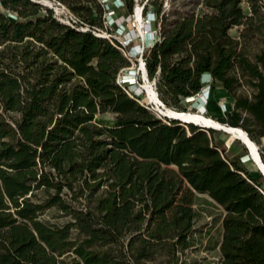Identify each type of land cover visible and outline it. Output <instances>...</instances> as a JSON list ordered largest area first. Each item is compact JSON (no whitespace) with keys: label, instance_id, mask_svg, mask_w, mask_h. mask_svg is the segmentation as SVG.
<instances>
[{"label":"trees","instance_id":"1","mask_svg":"<svg viewBox=\"0 0 264 264\" xmlns=\"http://www.w3.org/2000/svg\"><path fill=\"white\" fill-rule=\"evenodd\" d=\"M58 1L75 15L72 25L39 1L0 0V264H149L167 248L184 264L193 203L205 193L223 209L219 264H264L260 175L226 153L216 129L158 117L140 88L117 81L131 61L117 40L96 33L100 0ZM123 2L130 11L133 0ZM260 3L201 0L198 13L166 28L162 0H147L157 35L142 53L165 106L187 111L208 73L233 99L216 121L256 144L264 138ZM234 25L239 38L229 35ZM249 33L262 42L253 58ZM245 83L248 93L239 90ZM106 111L111 124L94 121ZM49 207L69 218L43 221Z\"/></svg>","mask_w":264,"mask_h":264},{"label":"rangeland","instance_id":"2","mask_svg":"<svg viewBox=\"0 0 264 264\" xmlns=\"http://www.w3.org/2000/svg\"><path fill=\"white\" fill-rule=\"evenodd\" d=\"M38 1L48 7H51L53 13H56L64 22L73 23V21L76 20L75 15H73L71 11H67L66 9H64L58 3V1L36 0V2ZM100 1H103L102 3L105 8V12L103 13L104 26L102 29H96V32H99L102 35L104 34L109 38H114L115 40L123 44L125 54L130 58L131 64L126 67L125 70L127 72L125 70L120 72L119 77H121L125 73H128V71H133V74L130 75V81L134 83L132 89L136 90V87H140V90H138V92L142 93L144 101L149 102L150 100L147 91H145L141 86L143 84L144 86L146 84L151 85L153 81H146L145 83V77H143V70L140 60L141 53L147 49V44L142 39V30L140 29V26L147 20H151V18L149 19V14L152 13V7L147 6L146 8L145 3L147 0H133V7L130 11H128L124 5L123 0ZM157 1L159 2L161 0ZM162 2L163 11L167 12L168 17L166 28L170 27L173 22H175L183 15L198 13L199 10L203 8L201 5V0H162ZM260 5V14L262 15V21L264 22V0H262V3H260ZM137 6H140V19L135 16ZM242 6L243 9L247 11V5L243 3ZM107 7L109 9H112L110 10L111 12L107 9ZM144 8L146 9L144 10ZM106 15L107 17L105 18ZM150 24L153 30V36H156L157 31L152 25V20ZM240 29L241 26H232V28H230L228 31L229 35L239 38ZM245 42L249 56L253 58V54L258 53L262 47L260 35H251L249 33L248 37L245 39ZM134 45L139 46V51L136 53L130 50ZM209 84V95L206 99L205 104L203 103V107L197 106L198 102L196 96L189 98V100L186 101L185 106L187 108V112L193 113H200L204 110L205 107L204 115L216 121L218 115L225 114L227 112L233 99L228 91L223 88L220 81L217 80ZM126 86L129 90L128 84ZM239 90L244 93H248L249 91L246 83L240 86ZM150 105H152V103H150ZM113 115L114 114L111 111H106L102 114H96L94 117V121L99 124H111L113 121ZM161 117L164 116L161 115ZM181 123L186 125V123H183L182 121ZM214 139H216L218 142L220 141L223 144L228 155H237L239 161L247 171L256 176L260 175L262 186H264V176L262 175L261 171L258 170L253 160H247L243 162L241 161L240 156L248 152L246 144L241 139L233 137L221 128H216ZM256 145L258 146V154L260 155L264 163V146L262 145L261 141ZM36 193H38L37 198H41L43 195L40 191H37ZM193 204L195 209V216L194 223L191 228L190 245L189 247L179 252L181 258L184 260V264H219V243L222 238L221 215L223 213V209L218 204H216L207 193L198 194ZM40 217L47 223L61 225L69 218V215L65 214L62 210H58L54 207H49L44 210ZM71 236L77 239L81 237V234H79L78 230L72 228ZM173 262V256L168 253L167 248L158 249L153 259L149 261V264H173Z\"/></svg>","mask_w":264,"mask_h":264},{"label":"bare ground","instance_id":"3","mask_svg":"<svg viewBox=\"0 0 264 264\" xmlns=\"http://www.w3.org/2000/svg\"><path fill=\"white\" fill-rule=\"evenodd\" d=\"M136 17L138 19H140L141 17V13H140V6L136 7ZM144 76V73H143ZM145 83L146 81L149 82L150 80H144ZM143 87V89L145 91H147L148 97H149V102L152 103V106L155 107L154 105H157V107H160V99L158 97V95L155 93V89L152 87V85L150 84H146L144 86V84L141 86ZM138 89V87H136V90ZM201 98V99H200ZM199 100V101H198ZM203 100H204V96L203 95H197V106L198 107H203ZM154 104V105H153ZM161 111H162V116H167V117H177L182 121H186L189 120L191 122H194L196 124H200L201 126H212L215 127L217 129L219 128H225L226 130H228V133L238 137L239 139H241L247 146L249 149V154L251 155L249 157L250 160H253L254 164L256 165L257 168H259L260 170H262L264 172V163L260 157V155L258 154L257 151V146L256 143L248 138L246 132L239 127H229L228 125H225L223 123H220L219 121H215L212 118H208L204 115V113L200 112V113H193V112H187V111H178L175 110L173 108H169L167 106H163L160 107ZM201 109V108H200ZM224 126V127H222Z\"/></svg>","mask_w":264,"mask_h":264},{"label":"built area","instance_id":"4","mask_svg":"<svg viewBox=\"0 0 264 264\" xmlns=\"http://www.w3.org/2000/svg\"><path fill=\"white\" fill-rule=\"evenodd\" d=\"M34 1H36V0H34ZM56 1H58V0H56ZM103 2V1H102ZM58 3L64 8V9H66L67 11H68V8L64 5V4H62L61 2H59L58 1ZM107 9L110 11V10H112V9H109L108 7H107ZM105 12V11H104ZM111 12V11H110ZM55 15H57L56 13H54ZM57 17L59 18V20H61L62 22H64L58 15H57ZM107 17V15L105 16V18ZM109 17V16H108ZM151 18V20H152V13L151 14H149V19ZM151 20H147L146 22H144V23H142L141 24V26H140V29L142 30V33H141V36H142V39L144 40V42L147 44V48L150 46V44H151V42H152V40L155 38V36H153V30H152V28H151ZM65 23H67V22H65ZM67 24H69V25H72V23H67ZM82 28V27H81ZM82 29H84V28H82ZM156 29V28H155ZM157 31V30H156ZM98 35H101V36H103L101 33H99V32H96ZM106 36V35H105ZM130 40H132V39H130ZM120 43V48H121V50L123 51V53L125 54V51H124V48H123V44H121V42H119ZM132 52H134V53H136V52H138L139 51V46H137V45H134L131 49H130ZM144 52V51H143ZM142 52V53H143ZM142 53H141V65H142V72L144 73V68H143V64H144V61H143V59H142ZM126 55V54H125ZM127 56V55H126ZM128 57V56H127ZM129 58V57H128ZM130 59V58H129ZM128 67V66H127ZM145 67V66H144ZM126 69V67L125 68H123L121 71H123V70H125ZM120 71V72H121ZM126 71V70H125ZM146 71V70H145ZM127 72V71H126ZM131 74H133V71H128V73H125L124 75H122L121 77H119V75H120V73L117 75V81L121 84L122 82L123 83H126V84H128V86H129V91H133L134 93H137V92H135V90L134 89H132V87L134 86V83L133 82H131L130 81V79H131V77H130V75ZM203 75V81H204V84L202 85V87H201V89L199 90V92L198 93H196L194 96H196L197 97V95L199 94V95H203L204 96V104H205V102H206V99H207V97H208V95H209V75H208V73H203L202 74ZM144 77V76H143ZM138 88H140V87H138ZM142 101L146 104V101H144L143 100V98H142ZM203 111H205V107H204V110ZM160 117H161V115H160ZM165 117V116H164ZM257 146V145H256ZM257 148H258V146H257ZM248 150V149H247ZM258 151V150H257ZM249 157H250V154H249V150H248V152L247 153H245V154H242L241 156H240V158H241V161L243 162V161H247V160H250L249 159ZM263 193H264V191H263Z\"/></svg>","mask_w":264,"mask_h":264},{"label":"water","instance_id":"5","mask_svg":"<svg viewBox=\"0 0 264 264\" xmlns=\"http://www.w3.org/2000/svg\"><path fill=\"white\" fill-rule=\"evenodd\" d=\"M143 68H144V77H145V79L146 80H148V77H146V71H145V67H144V64H143ZM151 85H152V87H153V83H151ZM154 88V87H153ZM155 93H156V91H155ZM157 94V93H156ZM150 102H146V107L148 108V109H150L153 113H155L158 117H160V114H162V111H161V109H160V107H163L164 106V104H163V102L162 101H160V107H156V105H155V107H153L152 105H150ZM203 113H204V111H202ZM163 115V114H162ZM165 116V115H164ZM165 117H167V116H165ZM167 118H170V117H167ZM172 118H176V119H178V120H180L179 118H177V117H172ZM180 121H182V120H180ZM183 123H186V122H191V121H189V120H186V121H182ZM194 123V122H193ZM223 124H225V125H228V124H226V123H223ZM206 127H211V128H214V129H216L215 127H212V126H206ZM222 127H224V126H222ZM221 129H223L224 131H226V132H228V130H226L225 128H221ZM246 147H247V149H248V146L246 145ZM249 150V149H248ZM250 152V151H249ZM251 156V155H250ZM258 170H260L259 168H258ZM261 171V173H262V175L264 176V172L262 171V170H260Z\"/></svg>","mask_w":264,"mask_h":264},{"label":"crops","instance_id":"6","mask_svg":"<svg viewBox=\"0 0 264 264\" xmlns=\"http://www.w3.org/2000/svg\"><path fill=\"white\" fill-rule=\"evenodd\" d=\"M231 135V134H230ZM233 136V135H232ZM233 137H236V136H233ZM238 138V137H237ZM261 143L262 145L264 146V138L261 139Z\"/></svg>","mask_w":264,"mask_h":264}]
</instances>
